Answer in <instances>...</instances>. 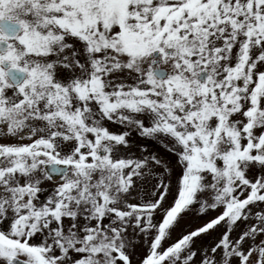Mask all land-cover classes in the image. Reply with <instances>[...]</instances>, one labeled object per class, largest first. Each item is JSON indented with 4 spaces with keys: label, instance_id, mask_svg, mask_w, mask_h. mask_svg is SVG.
I'll return each instance as SVG.
<instances>
[{
    "label": "snow or ice",
    "instance_id": "obj_1",
    "mask_svg": "<svg viewBox=\"0 0 264 264\" xmlns=\"http://www.w3.org/2000/svg\"><path fill=\"white\" fill-rule=\"evenodd\" d=\"M0 264H264V0H0Z\"/></svg>",
    "mask_w": 264,
    "mask_h": 264
}]
</instances>
